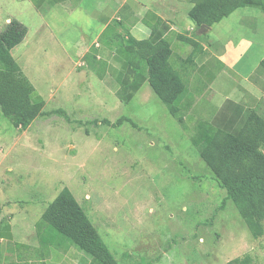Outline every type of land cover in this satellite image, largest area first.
<instances>
[{"label": "rangeland", "instance_id": "374dc122", "mask_svg": "<svg viewBox=\"0 0 264 264\" xmlns=\"http://www.w3.org/2000/svg\"><path fill=\"white\" fill-rule=\"evenodd\" d=\"M248 10L258 11L235 12L210 37H236L242 32L239 17ZM22 12L23 7L9 4L3 14L17 13L33 36L38 17L31 20ZM84 29L70 35L68 56L82 50ZM43 55L29 57L24 71L43 97L39 112L59 109L63 114L41 115L15 128L0 111V219L10 222L15 242L37 243L41 249L35 225L66 187L116 264H226L245 254L252 264H264V236L252 237L216 180L229 157L221 140L208 136L212 144L199 151L191 145L193 133L148 85L147 96L126 105L68 61L51 74ZM121 118L130 121L102 123ZM56 237L62 245L42 247L50 253L45 264L59 263L54 250L66 253L61 264L90 263Z\"/></svg>", "mask_w": 264, "mask_h": 264}, {"label": "crops", "instance_id": "0c3cea01", "mask_svg": "<svg viewBox=\"0 0 264 264\" xmlns=\"http://www.w3.org/2000/svg\"><path fill=\"white\" fill-rule=\"evenodd\" d=\"M198 1L0 0V32L12 20L26 28L23 41L10 54L30 83L24 71L28 58L39 57L42 52L44 65L51 74L57 72L56 66L72 63L104 84L115 100L126 105L149 93L143 90L149 86L146 64L141 57L133 59L126 49L128 40L152 45L168 41L172 55L162 64L161 71L166 75L175 70L182 75L184 89L175 102L183 118L182 127L193 135L208 138L209 144L212 139L208 136H214L225 148L234 141L232 132L243 126L250 112L264 121V11L255 7L258 11L243 12L238 20L242 32L236 37L211 38L214 27L248 7L237 9L211 27L198 28L188 18V11ZM9 4L23 7L31 20L38 17L33 36H29V28L17 13L3 14ZM81 26L87 28V34L82 32L80 36L85 41L82 50L68 56L66 44L72 42L70 35ZM180 36L197 42L199 49H193ZM190 57L192 62H187ZM34 90L36 94L23 102L24 107L43 100ZM222 161L226 163L222 167L224 172L240 164L237 156ZM48 251L43 258L37 243L15 242L10 222L0 219V264H45L50 258ZM54 253L59 255L58 264L67 258L66 253Z\"/></svg>", "mask_w": 264, "mask_h": 264}, {"label": "trees", "instance_id": "16d2710c", "mask_svg": "<svg viewBox=\"0 0 264 264\" xmlns=\"http://www.w3.org/2000/svg\"><path fill=\"white\" fill-rule=\"evenodd\" d=\"M244 7H257L264 11V0H200L188 11V18L198 28L203 25L211 27ZM26 33V28L15 20L0 32V111L15 128H24L41 115L63 114L59 109L48 114L40 113L37 107L42 104L41 99L30 108L23 105L36 93L10 51L23 41ZM180 39L195 50L200 47L194 40L182 36ZM128 43L126 49L133 59L141 57L146 64L151 90L167 106L170 115L182 124L183 118L174 106L184 89L182 75L175 70L166 75L161 71L162 64L172 55L169 42L163 40L152 45L129 39ZM186 61L192 62V58ZM126 120L130 121L121 118L115 124L108 121L102 123L115 126ZM231 135L234 141L225 147L223 153L228 158L239 157L240 164L223 172L216 180L225 191V200L233 203L252 237L260 238L264 236V121L250 112L243 126ZM190 141L199 151L210 143L208 138L196 135L191 136ZM35 227L37 241L42 247L44 244L49 247L62 245L56 237L58 235L88 256L91 260L89 264H116L91 220L66 187L46 206ZM42 247L44 258L46 255ZM226 264H252V258L245 254Z\"/></svg>", "mask_w": 264, "mask_h": 264}, {"label": "water", "instance_id": "95a60500", "mask_svg": "<svg viewBox=\"0 0 264 264\" xmlns=\"http://www.w3.org/2000/svg\"><path fill=\"white\" fill-rule=\"evenodd\" d=\"M204 27L208 28L207 26L203 25L202 28H204Z\"/></svg>", "mask_w": 264, "mask_h": 264}]
</instances>
